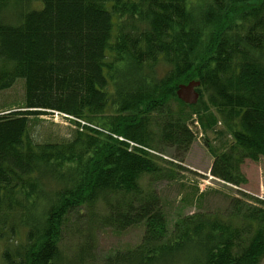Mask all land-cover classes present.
<instances>
[{"label":"trees","instance_id":"1","mask_svg":"<svg viewBox=\"0 0 264 264\" xmlns=\"http://www.w3.org/2000/svg\"><path fill=\"white\" fill-rule=\"evenodd\" d=\"M198 2L0 0V93L22 90L0 110V264H95L94 234L134 225L139 242L101 264L261 263L264 199L236 189L170 226L154 187L184 170L192 112L229 137L214 178L240 187L264 159V0ZM55 112L63 136L37 119Z\"/></svg>","mask_w":264,"mask_h":264},{"label":"rangeland","instance_id":"2","mask_svg":"<svg viewBox=\"0 0 264 264\" xmlns=\"http://www.w3.org/2000/svg\"><path fill=\"white\" fill-rule=\"evenodd\" d=\"M196 1H199V4L206 0ZM21 97V85L16 83L10 89L0 93V110L20 106ZM187 109L192 110L186 107ZM195 109H198V106ZM197 117L199 118L197 112H192L189 117V121L192 123L191 128L196 132V136L183 162L180 163L184 170L177 175V179L160 180L154 186L161 197L162 208L170 226L183 214L199 209L223 208L226 205L227 197L237 193L236 189L264 199V159L255 163L249 160L244 162L242 171L245 176L248 172V177L246 176L247 183L240 187L223 183L209 174L212 162L211 150L218 151L220 147L229 142V137L219 123L208 130L202 129ZM37 119L45 135L63 136L73 127L68 116L59 112L41 114ZM168 152L171 151L168 150ZM165 154L161 153L163 157ZM165 157L167 158L168 155ZM246 162L248 164L245 166ZM250 163H253L254 166H249ZM141 233V225H134L122 231L111 228L98 230L94 234V244L90 253L91 261L101 264L100 260L103 255L117 249L131 248L139 242ZM66 242L68 245L66 255L68 256L71 253L68 240ZM260 264H264V258Z\"/></svg>","mask_w":264,"mask_h":264},{"label":"water","instance_id":"3","mask_svg":"<svg viewBox=\"0 0 264 264\" xmlns=\"http://www.w3.org/2000/svg\"><path fill=\"white\" fill-rule=\"evenodd\" d=\"M199 86V81L191 80L187 83L177 85L176 96L187 104H194L197 102L199 93L196 88Z\"/></svg>","mask_w":264,"mask_h":264},{"label":"crops","instance_id":"4","mask_svg":"<svg viewBox=\"0 0 264 264\" xmlns=\"http://www.w3.org/2000/svg\"><path fill=\"white\" fill-rule=\"evenodd\" d=\"M246 161H247V160H246ZM247 162H248V161H247ZM247 162H246L245 166L248 164ZM251 162L255 163L254 161H251ZM253 163H250L249 166L253 165ZM253 166H254V165H253ZM247 173H248V172H246V176L248 177Z\"/></svg>","mask_w":264,"mask_h":264}]
</instances>
